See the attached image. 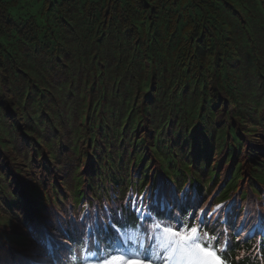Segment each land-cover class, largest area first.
I'll return each instance as SVG.
<instances>
[{
  "label": "trees",
  "instance_id": "16d2710c",
  "mask_svg": "<svg viewBox=\"0 0 264 264\" xmlns=\"http://www.w3.org/2000/svg\"><path fill=\"white\" fill-rule=\"evenodd\" d=\"M263 107L264 0H0V157L8 152L17 170L8 176L0 171V210L22 214L14 211L22 202H15L8 182L14 173L27 181L34 177L38 190L32 205L48 219L46 230L37 217L27 218L32 232L13 229L31 233L32 245L49 236L55 264H83L90 251L95 260L109 256L127 228H137L150 241L149 230L161 228L163 215L177 235L186 233L196 223L197 209L222 193L221 169L237 160L225 157L227 152L237 156L245 137L258 140L257 132L262 143L249 145L247 180L262 202L264 191L256 182L264 187ZM84 117L92 150L100 162L108 161L100 170L91 161L87 183L75 164L83 149ZM146 139L153 141L159 171L174 173L177 183L186 173L201 181L195 194L189 183L177 196L166 185L163 209L159 200H150L145 205L153 217L141 221L124 190L147 182L145 170L134 172L147 153ZM42 148L62 170L61 182L43 185L54 171L51 164L38 165L45 162ZM242 166L238 162L228 172L234 179L227 189L238 187ZM39 167L48 177L37 178L44 173ZM66 189L77 202L89 201V212L81 217L82 205L62 201ZM243 209L234 206L238 215ZM213 221L205 216L200 224L206 230ZM0 224L13 223L2 218ZM233 227L228 226L225 249L212 243L221 262L264 264V236L234 234ZM25 244L13 246V252L21 251L16 263L52 264L37 255L44 246Z\"/></svg>",
  "mask_w": 264,
  "mask_h": 264
},
{
  "label": "rangeland",
  "instance_id": "374dc122",
  "mask_svg": "<svg viewBox=\"0 0 264 264\" xmlns=\"http://www.w3.org/2000/svg\"><path fill=\"white\" fill-rule=\"evenodd\" d=\"M263 112H264V110H263ZM255 136L257 137L258 141H261L262 134L260 132L255 133ZM44 155L45 156L47 155L46 152H44ZM244 156L245 155L243 154V150H241V152L239 153V160H242ZM212 162L213 161L210 160V163H212ZM17 163H18V165L23 164V163H20V161H17ZM13 166H15V165L12 162L7 161V159L0 157V171L2 173H5L6 176H8L10 173L13 172L12 171ZM19 166L25 167L24 165H19ZM154 167L158 168V164L151 165L148 168V173H149V171H152ZM226 168H227V166L224 169H226ZM29 172L34 174V169L32 168L31 170H29ZM134 172L136 175V173L138 172L137 167H134ZM37 174H38L37 178L43 179V175L45 173L42 174L41 172H38ZM57 174H59V173H57ZM170 176L173 177L174 173L170 172ZM31 179L35 181L34 177H32ZM200 181L201 180L199 179V177L193 176L192 174H189V173H186V174L182 175L179 183H187L188 182L190 184V186H198L199 185L198 183ZM26 182H27V178L25 179V177L21 173L16 174L14 177L12 175L11 180L9 179L8 183H9L10 190L16 196L14 198L15 202L21 201L19 199V196H20V194H22L21 192L17 193L15 191V189L19 188V185L21 183L23 184ZM42 182H44V180ZM37 187L40 188L39 184H37ZM227 188L228 187L224 188V190ZM243 189H245V188H243ZM140 190H142V189L140 188ZM126 192H129V191H126ZM141 193H139L138 195H136V193L135 194L130 193V195L132 197L130 204H131V206H133L132 208L136 209V213H137L139 219L141 221H145V220L152 218L153 215L150 218H148L147 217L148 213L146 212L145 213L146 218H143L144 215H143L142 210H147V208L145 205V201L142 205V208L139 207L141 205L140 200L142 199ZM20 207H21V209L16 208L15 210L14 209L13 210L16 213H18V211H20V210L23 211L24 208H26L25 212H26L27 217L30 220L36 218L34 215H32V211L30 210V207L29 206L26 207L24 202L21 203ZM160 208H161V204H160ZM25 212H23L22 214L18 213V216H17V215H11L9 213H3L0 210V219L7 218L11 221V223H13L11 225L8 224L7 226L0 224V226H1L0 227V234L3 232L9 231L10 230L9 227L10 226L13 227L14 225H19L24 230L28 231V227L31 225H30V223H29V221L25 215ZM20 216H23V219H21ZM164 217H167V216L164 215ZM219 220L222 221L220 218H219ZM159 223L161 225V228H158L157 225H156V229L150 228V230H149V233L151 236L150 241H145L143 234L139 233L137 231V228L136 229H130V228L124 229L123 239L125 240L126 244L124 243V245H119L116 248L117 253L110 254L109 256L103 257L102 260L100 261V263L95 260L96 256H95V254L92 253L91 255H87L86 259L83 261V264H170V261H168V258L170 260V258L173 256L174 251L177 247L180 248L182 250V252L186 254V255H184L182 252L180 253L179 259H178V264H189V262H190V264H221L217 254L213 250V244L212 243L215 241L213 236H210L209 234H207L202 227L199 226L200 231H201L200 241L204 247H201L198 244L193 231L190 233V235L188 236L187 239L185 238L186 240L184 242L180 238L181 234L177 235V232L174 229L167 227L166 218H163L162 216H160ZM145 225H146L145 223H142L139 225V231L140 232L145 231ZM238 229H239V231H244L243 227L240 224L235 226V232ZM8 234L18 245H20V243H23V242L26 243L25 245H29L33 239L31 236V233H28L25 236L24 235L22 236V235H20V233L15 228L11 229L8 232ZM3 244L6 247V244L5 243H3ZM1 250L2 249H0V251ZM193 253L199 255L201 260L198 257L190 256ZM210 256H212V257H210ZM3 262L5 264H11L8 261V257L4 258Z\"/></svg>",
  "mask_w": 264,
  "mask_h": 264
},
{
  "label": "clouds",
  "instance_id": "9594fccd",
  "mask_svg": "<svg viewBox=\"0 0 264 264\" xmlns=\"http://www.w3.org/2000/svg\"><path fill=\"white\" fill-rule=\"evenodd\" d=\"M85 123H88V118H87V117H84V118H83V124H85ZM87 135H88V137H89V140H91L89 134H87ZM146 144H151V143H150L149 140L146 139L145 142H144V146H146ZM85 146H86V147H87V146H91V141L88 142V141L86 140V136H84V139H83V141H82V147H85ZM145 148L147 149V147H145ZM147 151H148V149H147ZM7 154H9V153L7 152ZM7 154L5 153L4 156H2V158L7 159V161L13 162L14 160H11L10 157H9ZM94 159L99 160L98 157H97V155H96V153H92V154H90V155L85 156V157L82 159V163H81V164L83 165V164L89 163V162H91V161H94ZM43 163L49 164L48 161H45V162H44V161H40V162H39V164H43ZM81 174L83 175V172H82V171H81ZM51 180H52V175H50V181H48V182H45V181H44L43 184H44V185H45V184H49V183L52 182ZM37 190H38V189H37ZM35 192H36V191H34L33 194H34ZM26 217H27V215H26ZM9 228H10V230L13 229L12 226H10ZM10 230H9V231H10Z\"/></svg>",
  "mask_w": 264,
  "mask_h": 264
},
{
  "label": "bare ground",
  "instance_id": "6f19581e",
  "mask_svg": "<svg viewBox=\"0 0 264 264\" xmlns=\"http://www.w3.org/2000/svg\"><path fill=\"white\" fill-rule=\"evenodd\" d=\"M38 163V162H37ZM134 165H136V163H133ZM38 165H39V163H38ZM40 166L43 168V164H40ZM50 166V168L52 167V165H49ZM16 174H18V173H16ZM15 173L14 174H12L13 175V177L16 175ZM15 191L16 192H22V183L19 185V188H17V189H15ZM84 192V191H83ZM81 194V193H80ZM166 196V195H165ZM128 197V196H127ZM79 198V197H78ZM28 203V202H27ZM26 208H24V212L26 211L25 210ZM111 209V208H110ZM108 211H109V209H108ZM239 211V210H238ZM22 217V216H21ZM25 217V216H24ZM20 218V217H19ZM180 253H181V251L179 250V249H177V253H175L174 254V257L172 258V260H171V262H170V264H178V259H179V255H180ZM189 255V254H188ZM190 256H193V257H198L199 259H200V257H199V255H197V254H195V253H193L192 255H190ZM210 257H212V256H210ZM201 260V259H200ZM189 264H190V262H189Z\"/></svg>",
  "mask_w": 264,
  "mask_h": 264
}]
</instances>
